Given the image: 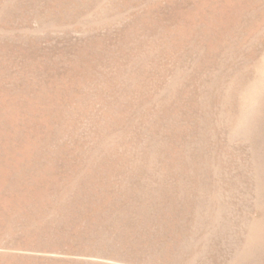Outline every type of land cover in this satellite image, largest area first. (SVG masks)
<instances>
[{"label":"rangeland","instance_id":"374dc122","mask_svg":"<svg viewBox=\"0 0 264 264\" xmlns=\"http://www.w3.org/2000/svg\"><path fill=\"white\" fill-rule=\"evenodd\" d=\"M0 264H264V0H0Z\"/></svg>","mask_w":264,"mask_h":264}]
</instances>
